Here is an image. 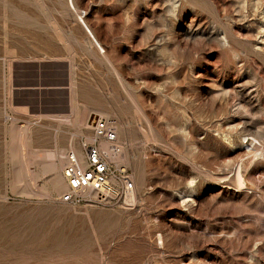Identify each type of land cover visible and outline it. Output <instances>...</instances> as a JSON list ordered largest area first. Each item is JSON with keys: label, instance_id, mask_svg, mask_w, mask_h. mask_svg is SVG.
<instances>
[{"label": "rangeland", "instance_id": "obj_1", "mask_svg": "<svg viewBox=\"0 0 264 264\" xmlns=\"http://www.w3.org/2000/svg\"><path fill=\"white\" fill-rule=\"evenodd\" d=\"M74 4L0 0V264H264V0ZM62 56L104 92L132 205L61 203L42 158L63 178L67 155L3 121L15 78Z\"/></svg>", "mask_w": 264, "mask_h": 264}, {"label": "crops", "instance_id": "obj_2", "mask_svg": "<svg viewBox=\"0 0 264 264\" xmlns=\"http://www.w3.org/2000/svg\"><path fill=\"white\" fill-rule=\"evenodd\" d=\"M82 73L76 61L64 56L34 62L32 79L15 78L14 92L6 100L15 110L6 111L3 121L12 115L31 125L32 144L28 148H47L57 154L73 150L83 156L82 142L90 139L93 119L109 114L104 108L103 90L94 87L91 98L85 94Z\"/></svg>", "mask_w": 264, "mask_h": 264}, {"label": "built area", "instance_id": "obj_3", "mask_svg": "<svg viewBox=\"0 0 264 264\" xmlns=\"http://www.w3.org/2000/svg\"><path fill=\"white\" fill-rule=\"evenodd\" d=\"M17 118L6 116L12 123ZM93 136L82 142L83 159L75 151L65 158L63 176L67 190L59 201L72 206H120L136 194V183L126 166L116 163L122 154L116 123L96 117L92 123ZM108 147L109 149H107Z\"/></svg>", "mask_w": 264, "mask_h": 264}, {"label": "bare ground", "instance_id": "obj_4", "mask_svg": "<svg viewBox=\"0 0 264 264\" xmlns=\"http://www.w3.org/2000/svg\"><path fill=\"white\" fill-rule=\"evenodd\" d=\"M70 3L72 5V7L74 8V10H77L74 4V0H68V4L70 6ZM71 7V6H70ZM80 16V15H79ZM79 22L82 24V26L84 27L86 33L88 34V36L92 39L93 43L95 44V46L103 53L105 54V50L104 48L101 46V44L99 43V41L96 39L93 31L88 27V25L86 24V21L84 20L83 17H81L79 19ZM71 87V86H70ZM44 116V115H43ZM49 116V115H48ZM52 116V115H51ZM50 116V117H51ZM61 116V115H59ZM55 117V116H53ZM64 118V116H62ZM66 118H68V116L65 115ZM70 117V116H69ZM72 117V116H71ZM57 118V117H55ZM60 118V117H58ZM51 119H53L51 117ZM73 119V118H72ZM54 120V119H53ZM61 120V119H60ZM56 121V120H55ZM58 121V120H57ZM63 121L65 122V120L63 119ZM73 121V120H72ZM62 122V121H60ZM67 123H69V120L67 121ZM65 124V123H64ZM73 124V123H71ZM87 127V126H86ZM92 127V125L90 126ZM251 145H254L253 143H251ZM107 149H109L108 147H106ZM73 151V150H72ZM67 155V154H66ZM81 159H83V156L80 154L79 155ZM54 154L53 153H47L46 156L44 158H42L43 160L46 158L47 161H44V164H46V170L48 172H52L54 175V178L52 179V187L54 190H56L57 192H64L67 190V185L65 182L64 177L62 178V176H60L59 174H57V167L56 164L53 162V158ZM64 158V157H63ZM41 161V160H40ZM63 162V161H62ZM116 163L120 164H126V155L125 152L123 151V147H122V154L118 157H116ZM43 164V163H42ZM61 166L65 163H60ZM63 167V166H62ZM47 172V173H48ZM240 172V171H239ZM238 183L240 185V187H245V180L242 178L241 174H238ZM46 196V195H45ZM136 201V196L134 195L133 197H129L125 200V205H132L134 204Z\"/></svg>", "mask_w": 264, "mask_h": 264}]
</instances>
